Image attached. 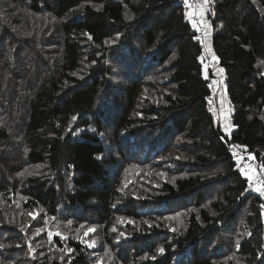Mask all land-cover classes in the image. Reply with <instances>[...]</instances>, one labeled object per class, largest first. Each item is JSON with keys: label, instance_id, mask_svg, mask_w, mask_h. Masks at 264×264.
Returning <instances> with one entry per match:
<instances>
[{"label": "trees", "instance_id": "1", "mask_svg": "<svg viewBox=\"0 0 264 264\" xmlns=\"http://www.w3.org/2000/svg\"><path fill=\"white\" fill-rule=\"evenodd\" d=\"M209 6L231 134L179 0H0L2 264H264V0Z\"/></svg>", "mask_w": 264, "mask_h": 264}, {"label": "snow or ice", "instance_id": "2", "mask_svg": "<svg viewBox=\"0 0 264 264\" xmlns=\"http://www.w3.org/2000/svg\"><path fill=\"white\" fill-rule=\"evenodd\" d=\"M210 2H214V0H199V2H197V0H192V2L190 3V0H184L185 5H187L190 9H194V11H190L188 13L189 17H193L195 15H199L200 16V22L204 24V31H205V36H209L211 33L208 30L209 29V25L207 24L206 21H204V15H205V9L207 8V6L209 5ZM131 18V17H129ZM195 26V24H194ZM91 38V37H89ZM197 40H200L201 38L199 36L196 37ZM203 43L206 44V51L212 54L213 59H218L214 53H212V50L210 47H207V41H202ZM199 59L203 60V56L199 57ZM261 64H264V61L261 62ZM219 72H223L224 70L218 69ZM207 66H205V77L207 78ZM213 83H216L215 81H213ZM229 129L227 126H225V131L227 132ZM234 147H239V146H234ZM261 168H264V165L260 166ZM246 176H248L249 182H250V186L251 183L253 181V176L259 177V175H261L260 173H256V172H245L244 173ZM21 175H23V173H21ZM255 183L258 185L255 190L257 192H260L261 194H264V180L261 179H256ZM29 215H33L32 213H29ZM69 223H71V221H69ZM83 227V226H81ZM44 229H40L39 231H43ZM95 231V228H89L87 232H85V235H88V232H93ZM113 231H115V228H113ZM52 233H50L51 235ZM57 235H59V233H56ZM120 235H124V233H121ZM85 243L88 244L89 247H94L96 244L95 240L92 241H85ZM5 245L4 244H0V248H4ZM68 251H72V249H68ZM159 251L161 253H163L164 249L161 248L159 249ZM0 264H2V262H0ZM98 264H100V262H98Z\"/></svg>", "mask_w": 264, "mask_h": 264}, {"label": "built area", "instance_id": "3", "mask_svg": "<svg viewBox=\"0 0 264 264\" xmlns=\"http://www.w3.org/2000/svg\"><path fill=\"white\" fill-rule=\"evenodd\" d=\"M191 2H192V0H190V3ZM197 2H199V0H197ZM179 3L183 7L185 14L187 16H189L188 13L190 11H194V9H190L187 5H185L184 0H179ZM190 21L192 24H195V25L201 24L198 14L193 16V17H190ZM202 33H203V30L200 29L198 31V36H199V34H202ZM201 39H203V38H201ZM204 59L212 61V57L208 52L204 55ZM222 87L223 88L227 87V82H226L225 78L222 79ZM212 88H213V91L215 93L217 86L212 83ZM231 153L234 154L235 159L239 162V166L241 168V171L247 179H248V176H246L244 174L245 172L251 173L254 171L256 173L261 174V175H259V177L253 176L252 187L253 186L257 187L258 185L255 183L256 179L258 178V179L264 180V168L260 167L262 164L259 162V160L253 154H249L247 152L240 151L234 146L231 147ZM261 195L263 196V199H264V194H261Z\"/></svg>", "mask_w": 264, "mask_h": 264}, {"label": "crops", "instance_id": "4", "mask_svg": "<svg viewBox=\"0 0 264 264\" xmlns=\"http://www.w3.org/2000/svg\"><path fill=\"white\" fill-rule=\"evenodd\" d=\"M199 16V15H198ZM199 18H200V16H199ZM204 21H206L207 22V24L209 25V31H210V33L212 32V28H211V24H210V21H211V18H210V13H209V5L207 6V8L205 9V15H204ZM203 24V23H202ZM204 25V24H203ZM205 40L207 41V47H210L211 48V50H212V53H214L215 54V52H214V49H213V44H212V35L210 34L209 36H207V37H205ZM205 46H206V44H205ZM210 55H212L211 53H210ZM214 60V59H213ZM212 67V69H209V71L208 72H210L211 70H213V73L216 75V76H218V77H220L219 78V80H221V79H223L225 76H224V71L221 73V72H219L218 71V69H221L222 67L220 66V65H218V62L217 61H215V63L213 62V64H211L210 66H209V68H211ZM215 78V76L213 77L212 76V80ZM220 92H221V98L220 99H222V100H220L219 102H218V107H217V109H220V103H221V105H222V107H223V109H224V106L223 105H225V106H227L226 108H227V113L228 112H230V118H229V116L227 117V120H226V125L225 126H227L228 127V131H227V133H231L232 131H233V122H232V118H231V108H232V104H231V102H230V100H229V96H228V94H227V90H226V88H223V87H219V89H218ZM219 92V93H220ZM217 93H218V91H217ZM222 102H223V104H222ZM216 115L218 116V111H217V113H216ZM220 122L222 123V120H220ZM225 126L224 125H222V127H223V129H224V131H225ZM226 132V131H225Z\"/></svg>", "mask_w": 264, "mask_h": 264}, {"label": "rangeland", "instance_id": "5", "mask_svg": "<svg viewBox=\"0 0 264 264\" xmlns=\"http://www.w3.org/2000/svg\"><path fill=\"white\" fill-rule=\"evenodd\" d=\"M209 13H210V6H209ZM187 18L190 20V17L189 16H187ZM211 23L212 22L210 21V24ZM193 26H194V24H193ZM194 28H195L196 31H199L200 29L203 30V33L202 34H199V37L200 38H203L202 41H205V37L206 36H205V31H204V25L201 23V24L195 25ZM220 29H221V26H217V31H220ZM211 35H212V32H211ZM204 50H205V54H206L207 53L206 52V46L204 47ZM204 60H205V62H204V69H205V66H207V73H208L209 69H212V67L209 68V66L211 64H213V62L215 63L216 60H213V59H212V61L211 60H206V59H204ZM212 72H213V70H212ZM212 74L215 76V78L213 80L211 79V82L213 83V81H215L216 83H213V84H215L217 86L216 91L214 93V96H215V99L216 100H214L212 102V111L215 113V115H216V113L218 111V116L216 115V118L219 120V122H220V120H222V123L220 122L221 123V126L222 125L225 126L226 125L225 123H226L227 117L229 116V118H230V112L227 113V108H226L227 106L223 105L224 106V109H223L221 103H220V109H217L218 102L220 100H222V99H220L221 98V95H220L221 92L218 90L220 86L222 87V79L219 80L220 77L216 76L214 73H212ZM217 91H218V93H217ZM222 104H223V102H222ZM231 133H227V134H231ZM251 186H252V183H251ZM255 188L256 187L253 186L252 190L253 191H256ZM258 193L260 194V192H258Z\"/></svg>", "mask_w": 264, "mask_h": 264}]
</instances>
